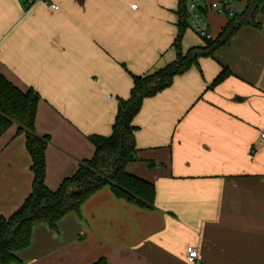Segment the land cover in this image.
Returning <instances> with one entry per match:
<instances>
[{
    "label": "crops",
    "instance_id": "1",
    "mask_svg": "<svg viewBox=\"0 0 264 264\" xmlns=\"http://www.w3.org/2000/svg\"><path fill=\"white\" fill-rule=\"evenodd\" d=\"M0 0V73L40 96L35 123L48 137L45 184L56 191L93 158L91 135L109 136L132 76L176 59L178 0ZM59 7L54 10L51 5ZM238 5V12L242 11ZM137 5V9H132ZM211 39L225 15H207ZM213 57L148 98L134 119L137 158L128 173L155 186L154 209L109 188L58 224L33 229L18 264H264V9ZM205 47L192 29L182 49ZM231 75L209 89L222 69ZM0 138V216L32 192L26 138Z\"/></svg>",
    "mask_w": 264,
    "mask_h": 264
},
{
    "label": "trees",
    "instance_id": "2",
    "mask_svg": "<svg viewBox=\"0 0 264 264\" xmlns=\"http://www.w3.org/2000/svg\"><path fill=\"white\" fill-rule=\"evenodd\" d=\"M188 1L178 0V35L172 45L176 59L151 74L132 76L130 95L119 100L111 135L89 136L95 146L93 158L83 162L56 191H51L45 184V152L49 138L38 137L35 132L40 96L33 90L21 91L0 73V138L12 126L18 127L17 133L26 138L34 176L32 192L21 207L9 218L0 216V264H18L17 254L29 248L36 226L44 224L57 230L59 222L67 215L81 216L86 201L104 188L136 207L154 209L155 186L127 171V165L137 158L134 119L144 101L171 87L176 77L199 68L201 58L213 57L217 50L229 45L243 26L261 29L257 18L263 14L264 0H246L242 11L233 17L227 16L228 22L216 39L202 38L205 47L184 52L182 41L187 29L191 28ZM230 75V70L224 67L209 89Z\"/></svg>",
    "mask_w": 264,
    "mask_h": 264
},
{
    "label": "built area",
    "instance_id": "3",
    "mask_svg": "<svg viewBox=\"0 0 264 264\" xmlns=\"http://www.w3.org/2000/svg\"><path fill=\"white\" fill-rule=\"evenodd\" d=\"M19 2L28 8L40 2L48 3L47 0H19ZM240 3H246V0H189L187 2V10L190 15V29L200 38L211 39L207 15L209 13H217L233 17L238 13V4ZM51 8L59 10V7L54 4L51 5ZM132 9L136 10L137 5H133ZM261 141L264 143V134L261 135ZM187 257L190 263L198 264L199 254L197 248L189 247L187 249Z\"/></svg>",
    "mask_w": 264,
    "mask_h": 264
},
{
    "label": "rangeland",
    "instance_id": "4",
    "mask_svg": "<svg viewBox=\"0 0 264 264\" xmlns=\"http://www.w3.org/2000/svg\"><path fill=\"white\" fill-rule=\"evenodd\" d=\"M238 5H239V7H242L243 6V4H238ZM196 69L200 70V68H196Z\"/></svg>",
    "mask_w": 264,
    "mask_h": 264
}]
</instances>
